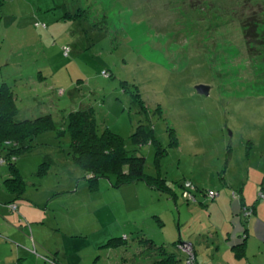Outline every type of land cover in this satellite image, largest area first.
Segmentation results:
<instances>
[{
  "label": "rangeland",
  "instance_id": "obj_1",
  "mask_svg": "<svg viewBox=\"0 0 264 264\" xmlns=\"http://www.w3.org/2000/svg\"><path fill=\"white\" fill-rule=\"evenodd\" d=\"M249 19L262 27L245 43ZM3 80L19 118L67 127L71 111H87L98 133L122 137L145 157L144 172L177 194L142 181L116 186L114 176L90 183L69 157V135L48 129L15 156L25 189L12 212L0 164V213L18 234L6 247L24 242L35 264L43 254L62 264H151L150 238L182 264H264V0H0ZM140 124L166 149L158 162L153 144L132 142ZM245 233L250 263L232 244ZM10 258L0 264H16Z\"/></svg>",
  "mask_w": 264,
  "mask_h": 264
},
{
  "label": "trees",
  "instance_id": "obj_2",
  "mask_svg": "<svg viewBox=\"0 0 264 264\" xmlns=\"http://www.w3.org/2000/svg\"><path fill=\"white\" fill-rule=\"evenodd\" d=\"M249 21L248 25L245 24L244 26L250 28V34H245L246 27L244 29L242 28L245 43L248 36L253 38L257 36V27H262L259 24L260 22L253 24L251 19ZM35 26L46 28V24L44 23L40 24L36 22ZM62 53L67 56L69 46H63ZM39 76L41 75L39 74ZM62 92L63 90H59V93ZM16 98V93L12 85L4 80L0 82V157L5 159L4 164L7 165L9 170V176L4 179V186L10 194H13V199L7 202L13 203V200L22 195L25 189V181L15 164V156L25 149L30 148L33 140L37 138V135L48 129H52L58 136L63 133L69 135V157L82 169L83 178L90 183H96L100 178L114 176L116 186L142 181L149 189L166 192L172 198L177 196L176 190L166 183L168 180L162 177L160 173L157 175H148L144 172L145 157L137 154L136 149L132 151L127 150L122 137L108 129L98 133L87 111H71L68 114L67 127L55 126L56 124L47 115L35 119L19 118ZM132 142L135 148L146 143L153 144L155 147L156 162L165 154L166 149L161 147V142L157 139L151 124L138 125L136 131L132 134ZM171 143L177 145L178 141L176 137L172 136ZM179 186L184 187L182 184H179ZM185 187H193L199 190L190 181L186 182ZM183 190L182 193H185L186 190ZM207 192L205 193L206 196H208ZM242 204L245 205L244 202ZM9 210L13 211L14 209ZM246 219L244 225L246 227L245 231L247 232ZM246 238L247 233L244 234L241 242L239 241L233 244L237 254H240L239 256L243 255L241 251L245 249ZM119 240L120 242L118 240L116 242L119 244L115 243L117 246H120L121 239ZM111 242L113 243V240L109 239L103 246H108ZM144 243H146V245L143 244L144 246L154 248L158 253V256H156L151 264H182L180 256L167 250L163 245L157 246L150 238H145ZM173 245L184 252L179 240L173 241ZM185 255L187 256L186 263L191 262L192 260L189 259V255L187 253ZM42 256L44 257L42 258L44 262L39 260V263L62 264L57 256L49 257L48 254H43Z\"/></svg>",
  "mask_w": 264,
  "mask_h": 264
},
{
  "label": "crops",
  "instance_id": "obj_3",
  "mask_svg": "<svg viewBox=\"0 0 264 264\" xmlns=\"http://www.w3.org/2000/svg\"><path fill=\"white\" fill-rule=\"evenodd\" d=\"M20 171V170H19ZM21 173V172H20ZM12 196H13V194H11ZM8 196H10V195H8ZM8 197H6V201H10V200H12L13 199V197L11 198V199H7ZM41 204V203H40ZM22 204H20V206H21ZM23 208H22V210H23V213L25 214V217L27 218V217H29V215H28V210H26L25 209V207L24 206H22ZM0 212H4V210L3 209H0ZM12 212V211H11ZM20 222H21V220H20ZM9 224H8V221H7V219L4 217V215H2L1 213H0V244H3V245H1L0 246V250H2V247L4 246V248L6 249V248H10V252H0V261H2V259H5V261L6 260H10L11 258H10V255H12V254H15V256H17V258L18 259H16L17 260V262H16V264H35L36 263V260H30V258H29V256H32V254H30L28 251H29V249H28V247H27V245H25V243L23 242V243H21V244H19V243H15L14 245H13V241L14 240H10V245L8 246V247H6V245H5V243H8V238L10 237V235L11 236H15V235H18L16 232H13V233H10L11 231H8L7 229H5L4 227H6V226H8ZM21 236V233H19V236H18V238ZM28 238H29V236L28 235H26L25 236V239L26 240H28ZM189 242V241H188ZM236 242H238L236 239L235 240H233V243L232 244H236ZM246 244H247V240H246V243H245V255H246ZM39 253L40 254H43L42 252H40L39 251ZM181 253L184 255L185 253L184 252H182L181 251ZM181 255V254H180ZM245 255L243 256V255H241V256H239L238 258H240V259H242L243 257H245ZM182 256V255H181ZM12 257V256H11ZM246 258V257H245ZM28 259V260H27ZM239 259V260H240ZM247 259V261H248V258H246ZM27 260V261H26ZM26 261V262H25ZM249 262V261H248ZM1 263V262H0ZM250 263V262H249ZM38 264H39V262H38Z\"/></svg>",
  "mask_w": 264,
  "mask_h": 264
},
{
  "label": "built area",
  "instance_id": "obj_4",
  "mask_svg": "<svg viewBox=\"0 0 264 264\" xmlns=\"http://www.w3.org/2000/svg\"><path fill=\"white\" fill-rule=\"evenodd\" d=\"M4 160H5V159H4L3 157H0V164H4V162H5ZM187 185H188V184H187ZM184 195H187V192H185ZM211 195H213V193H212ZM8 207H9L10 209H15V208L12 207V203H9V204H8ZM184 243H186V242H184ZM188 244L190 245V243H188ZM187 247H188V246L186 245L185 248H187ZM190 248H191V247H190ZM191 250H192V249H191ZM187 251H188L187 253H188V255H189V259L192 260V259H193V255L189 252V250H187Z\"/></svg>",
  "mask_w": 264,
  "mask_h": 264
},
{
  "label": "water",
  "instance_id": "obj_5",
  "mask_svg": "<svg viewBox=\"0 0 264 264\" xmlns=\"http://www.w3.org/2000/svg\"><path fill=\"white\" fill-rule=\"evenodd\" d=\"M196 90L199 94H207V87L203 86V85H197L196 86ZM184 243V242H182Z\"/></svg>",
  "mask_w": 264,
  "mask_h": 264
},
{
  "label": "clouds",
  "instance_id": "obj_6",
  "mask_svg": "<svg viewBox=\"0 0 264 264\" xmlns=\"http://www.w3.org/2000/svg\"><path fill=\"white\" fill-rule=\"evenodd\" d=\"M12 203V202H11ZM8 206V205H7ZM9 208V207H8ZM10 209V208H9Z\"/></svg>",
  "mask_w": 264,
  "mask_h": 264
}]
</instances>
